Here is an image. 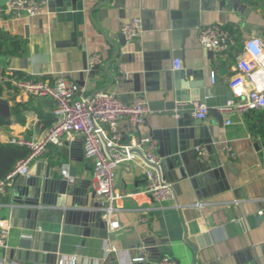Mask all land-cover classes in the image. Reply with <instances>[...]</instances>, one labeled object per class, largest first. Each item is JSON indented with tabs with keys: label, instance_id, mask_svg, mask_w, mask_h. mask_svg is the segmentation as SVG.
Wrapping results in <instances>:
<instances>
[{
	"label": "crops",
	"instance_id": "0c3cea01",
	"mask_svg": "<svg viewBox=\"0 0 264 264\" xmlns=\"http://www.w3.org/2000/svg\"><path fill=\"white\" fill-rule=\"evenodd\" d=\"M7 1L0 0V34L26 39L27 48L22 55L0 54L3 76L18 72L20 78L38 75L49 82L65 77L85 92L113 91L125 102L144 97L149 112L141 124L132 125L125 117L119 121L121 143L151 136L163 159L176 129L178 117L173 110L177 103L205 100L208 112L202 122L213 130V140L198 145L206 147L208 162L196 155L195 147L180 153L185 177L173 183L174 195L163 203L152 202L143 192L145 165L139 155L119 163L115 175L122 197L116 201L118 210L113 217L118 226L106 225L103 216L104 224L89 218L87 236L78 222L67 220L61 211L45 208L27 216L24 207L8 206L11 187L7 186L0 193V219L10 224L11 237L9 248L0 250V264H58L59 258L70 255L77 256L80 264H157L162 254L177 264H264V137L249 127L253 120L246 113L223 110L235 99L229 88L236 73L232 52L209 56L198 41V30L212 24L230 32L235 50L242 49L249 37L264 41V0H106L98 7L103 0H77L75 10L70 0H63L62 7H56L55 0H45L40 14L22 18L3 11ZM172 11L179 14L172 17ZM132 18L147 19L148 29L141 25L138 36L121 45L120 27ZM73 32L76 47H56ZM83 54L87 61L92 54L101 57L87 75L73 70ZM22 57L27 58L25 69L20 68ZM175 57L182 62L178 70L172 67ZM211 70L215 71L214 83ZM121 73L131 78L120 85ZM135 74L138 88L133 84ZM0 84L4 87L0 99L10 109V123L0 126V143L42 136L54 120V101L9 88L1 78ZM225 143L235 152L234 159L222 150ZM39 163L41 172L49 166L61 178L62 167L68 166L71 184L94 189L93 162L84 157L78 135L65 139L61 146L49 145L30 162L29 175ZM163 168L167 170V165ZM64 199L59 196V204ZM29 229L33 231L31 246L21 249L18 239ZM204 230L210 233L212 244L199 249L193 237ZM105 244L114 245L117 252L102 260ZM141 250L145 261L130 263Z\"/></svg>",
	"mask_w": 264,
	"mask_h": 264
},
{
	"label": "built area",
	"instance_id": "2783aa9c",
	"mask_svg": "<svg viewBox=\"0 0 264 264\" xmlns=\"http://www.w3.org/2000/svg\"><path fill=\"white\" fill-rule=\"evenodd\" d=\"M45 0H8L3 11L11 17L22 18L40 14L45 6ZM141 31L139 18H132L124 22L120 32L127 41L135 39ZM198 41L201 47L214 53L226 55L232 52L235 64V75L229 82V88L235 99L228 101L223 110L247 113L250 110L264 111V41L260 37H249L243 42L242 49L235 50V39L230 32L221 25H207L198 30ZM101 62L98 54L88 58V67L91 68ZM175 70L181 68V59L175 57L172 61ZM120 74L118 79L126 77ZM211 82L215 81V71H210ZM1 82L9 83L13 88L32 96L51 98L55 105L53 108L54 120L37 139L16 137L10 143L25 146L29 153L25 158L16 162L13 169L0 180V193H4L16 176L29 175L30 162L43 155L49 145L61 146L65 139L76 135L81 137L83 155L93 162L92 178L95 192L102 196L105 203L103 219L106 225L117 227L118 221L113 220L118 207L116 201L122 197L118 191L115 169L119 163L133 159L137 154L131 152L133 148L142 151L141 158L145 169L143 192L154 203H163L174 195L173 183L168 181L162 171L156 167L161 161L158 154V144L151 136H140L138 141L131 144H122V134L118 129L119 121L127 118L132 125H139L149 112L144 97H136L131 102L123 101L116 92L97 89L85 92L77 82L72 79L60 77L49 82L38 75L20 78L11 74L1 77ZM208 98V97H206ZM190 112L193 117L204 119L208 112V105L203 101H181L177 103L173 113L179 117L182 111ZM230 120L227 124H230ZM107 147H117L107 152ZM196 155L208 162V151L205 146L195 147ZM226 157L234 159L235 152L229 144L222 146ZM264 154V148H263ZM154 165V166H153ZM61 174L64 179L72 183L68 166L62 167ZM11 226L5 219H0V250L9 248ZM117 252L114 245L105 244L101 259L104 260L110 253ZM143 250L131 258L130 263L145 261ZM58 264H80L77 256H62ZM157 264H177L176 260L168 254H162Z\"/></svg>",
	"mask_w": 264,
	"mask_h": 264
},
{
	"label": "water",
	"instance_id": "95a60500",
	"mask_svg": "<svg viewBox=\"0 0 264 264\" xmlns=\"http://www.w3.org/2000/svg\"><path fill=\"white\" fill-rule=\"evenodd\" d=\"M56 7L63 6V0H55ZM72 10L76 9L77 0H70ZM106 0L99 2L96 7L104 4ZM176 11H172L171 16L178 15ZM127 22V21H126ZM142 29H148V21L143 18L141 20ZM27 34V33H26ZM118 42L121 45H125L127 40L125 36L120 32L118 34ZM77 46L76 33L73 32L69 40L58 41L56 47L58 48H72ZM116 53L119 51V47L114 45ZM208 55L212 56L213 51L208 50ZM27 67V58H20V68L25 69ZM94 67H88V61L86 55L83 54L82 61L79 64L73 65V70L82 71L87 75L88 69ZM125 74V73H121ZM130 76L120 78L117 80L118 84L125 83L130 80ZM133 84L135 88H138L139 76L135 74L133 77ZM137 90V89H136ZM175 105H173L174 107ZM10 109L6 100L0 99V116L9 117ZM213 130L203 125L202 119L194 118L190 112H183L181 117L176 119V129L172 130L169 150L166 154L168 156L165 159L162 158V154H159L161 161L156 167H158L166 179L172 183L185 177V172L182 167L180 153L198 146L200 143L212 142ZM67 145V142H65ZM66 146L62 148L64 151ZM105 149L110 152L117 147H107ZM195 149V148H194ZM131 152H135L139 157H143L142 151L139 148H133ZM167 165V170L163 168V165ZM226 165L231 170V164L229 161ZM154 166V165H153ZM41 163L37 165L36 171L33 175L16 176L10 183V204L19 205L24 207L27 216L32 213L41 212L45 208H53L54 210L61 211L67 215V220L78 222L80 228L83 227V236H87L90 230L88 225L89 218L100 221L104 224L102 216L104 214L105 203L102 196L98 195L94 189H89L88 186L83 184H71L66 179L57 176L53 168L47 166L44 172H41ZM59 196H64L63 204H59ZM57 218L59 214L56 215ZM238 216L234 215V219ZM241 222L239 219L237 224ZM22 232L18 239V247L21 249H29L31 246V235L33 231L31 229ZM195 244L199 249L211 246L212 241L210 239V233L206 230L200 231L194 235ZM140 246L143 247V245ZM196 249V248H195ZM12 254V250L10 251Z\"/></svg>",
	"mask_w": 264,
	"mask_h": 264
},
{
	"label": "trees",
	"instance_id": "16d2710c",
	"mask_svg": "<svg viewBox=\"0 0 264 264\" xmlns=\"http://www.w3.org/2000/svg\"><path fill=\"white\" fill-rule=\"evenodd\" d=\"M27 48V40L16 35L0 34V54L7 56L22 55ZM4 72H0V78ZM16 77H22L21 73L15 72ZM6 86L12 88L9 83ZM13 89V88H12ZM4 87L0 84V97ZM248 118L253 121L249 122V127L255 130L261 137H264V111L250 110L246 113ZM10 120L0 116V126L9 124ZM29 150L22 145L15 143H0V180L3 179L14 167L16 162L25 158Z\"/></svg>",
	"mask_w": 264,
	"mask_h": 264
}]
</instances>
